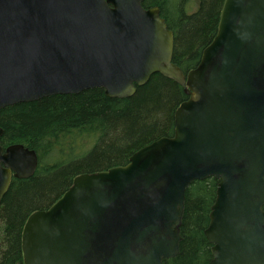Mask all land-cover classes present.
<instances>
[{
	"label": "water",
	"instance_id": "1",
	"mask_svg": "<svg viewBox=\"0 0 264 264\" xmlns=\"http://www.w3.org/2000/svg\"><path fill=\"white\" fill-rule=\"evenodd\" d=\"M143 0H0V109L102 87L125 98L160 73L188 95L172 136L127 163L75 176L21 233L24 264H165L179 252L185 191L218 179L206 264H264V0H223L217 30L187 73L174 35ZM3 129L0 127V136ZM35 150L0 144V201Z\"/></svg>",
	"mask_w": 264,
	"mask_h": 264
},
{
	"label": "trees",
	"instance_id": "2",
	"mask_svg": "<svg viewBox=\"0 0 264 264\" xmlns=\"http://www.w3.org/2000/svg\"><path fill=\"white\" fill-rule=\"evenodd\" d=\"M143 0L158 6L173 31L172 61L184 73L199 63L214 37L223 0ZM188 95L181 85L153 73L133 95L109 97L104 88L53 94L0 109V144L35 150L38 165L27 178L13 177L0 201V264H24L21 233L27 217L51 205L75 176L127 163L129 156L161 136H172L174 112ZM91 143L82 147L81 138ZM218 179L193 181L185 191L176 256L165 264H205L212 256L204 234Z\"/></svg>",
	"mask_w": 264,
	"mask_h": 264
},
{
	"label": "rangeland",
	"instance_id": "3",
	"mask_svg": "<svg viewBox=\"0 0 264 264\" xmlns=\"http://www.w3.org/2000/svg\"><path fill=\"white\" fill-rule=\"evenodd\" d=\"M190 3H191L192 8L196 7V1L195 0H191ZM80 140H81L82 145H83L82 147H87L91 143V140L88 138L82 137Z\"/></svg>",
	"mask_w": 264,
	"mask_h": 264
}]
</instances>
